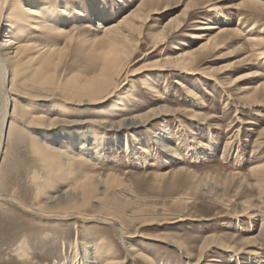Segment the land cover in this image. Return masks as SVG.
Returning a JSON list of instances; mask_svg holds the SVG:
<instances>
[{"label":"rangeland","instance_id":"1","mask_svg":"<svg viewBox=\"0 0 264 264\" xmlns=\"http://www.w3.org/2000/svg\"><path fill=\"white\" fill-rule=\"evenodd\" d=\"M143 1L58 0V7H66L78 20L76 22L74 19L69 23L70 33L76 34L79 40L86 41L84 43H90L96 35L102 34L95 28L97 22L114 23ZM169 1L166 3L161 0L158 13L151 15L142 33H137V38L140 34L141 48L132 62L133 68H142V65L159 58L161 49L166 54L176 55L199 48L206 43L211 32H217L206 29L205 26L208 25L217 24L227 29L230 32L229 37L221 48L208 49L198 54L195 67L199 73L180 76L178 71H166L162 79L152 82L155 80L154 73L142 76L144 73L140 72L132 76V83L125 85L122 90L131 88L132 91L124 97L121 94L120 99L115 98L112 106L120 108L115 110L114 116L117 117L146 114L157 104L178 109L179 112L157 116L148 127L139 126L134 130H122L121 133L115 131L119 130L117 128L97 127L89 122L107 116L104 113L97 117L102 112L99 109L101 106H109L102 105L103 103L70 104L67 105L69 111L65 115L57 110L49 115L51 118L67 117L72 123L57 129L70 128L64 130L70 134L82 131L81 137L71 144V151L84 147L83 151L86 153L83 152L82 160L93 162L88 165L94 167L86 170L88 174H97L103 178L118 175L126 196L147 206H164L184 217L182 221H178L179 214L167 220L160 216L154 219L156 223L143 226L138 223L136 226L142 235L164 237V234H170L186 244L196 255L203 253L202 258L195 263L188 262L177 245L149 239L144 235L128 239L125 237L126 233L122 234L114 223L96 219L91 221L81 216L60 218L33 212L32 207L37 199L33 182L34 171L41 175H44V171L36 160L35 150L31 145L34 129L25 125L20 118L24 103L21 105L22 99L14 97L13 101L8 102V112H14L15 116L8 120L4 127L6 135L0 139V264H97L93 263V256L99 249L105 252L111 250L117 260L121 261L120 264H150L149 261L157 264H264V240L257 238L262 225L261 217H237L233 208H225L214 197L204 196L196 187V176H209L217 181L220 186L218 191L224 199L253 198L255 203H260L257 199L255 178L249 170L255 164L264 163V91L257 89L256 92L243 95L239 93L238 86H231L228 81L249 71L258 70L264 73V62L256 58L252 60L253 63L243 60L247 54L253 52L251 44L246 41L247 35H256L262 30L264 32V10H259L248 2L244 3V0ZM47 2L54 6L57 0ZM188 3V15L181 17V24L174 29L160 50L152 51L151 36L154 31L157 33L167 21L182 14ZM5 4L6 0H0V32H3L0 41L6 35L2 28L9 8ZM234 29H238L244 38L237 35ZM249 29L251 30L248 31ZM38 35V32L32 33L28 39L43 45L48 43L50 37L54 39L53 36ZM200 35L202 37H197ZM62 39L60 44L63 45L66 41ZM79 40L68 44L69 50L67 49L62 63V74H69L73 63H77L80 68L85 64L82 57L77 55L79 48L83 47ZM84 48L87 49L85 46ZM147 80L157 87L161 100L143 86ZM179 80L184 81L194 94H190L187 88H181L178 85ZM246 80L250 82L249 85L254 86L264 82V76ZM10 84L11 82H7V87ZM249 95L252 97H246ZM6 98L0 71V119L6 110ZM256 98L263 101L254 102ZM52 103L53 109L56 108V102ZM25 104L30 108L33 102ZM111 110L106 109V112ZM37 111L40 112L39 109ZM190 111L202 112L206 118L190 119ZM75 119L79 121H74ZM99 133H103V137ZM163 133L174 149L178 150L181 159L169 160V155L158 148L154 137ZM133 135L137 140L133 139ZM194 136L197 137L199 151L205 156V160L201 162L192 160L199 155V151L195 153L189 148V142ZM124 138L131 145L128 149ZM227 141L231 145L223 156ZM145 146L151 149L150 154L143 152ZM80 170L82 168L77 166L76 171ZM41 178L44 180L45 177ZM183 194L187 196L186 203L174 204L172 199ZM98 195L104 196L101 192ZM107 195L110 197L112 192ZM83 210L87 213L94 212L91 205ZM212 234L221 235L227 243L238 246L236 249H244L237 252L233 259L229 256L233 252H226L217 245L201 251L203 239ZM250 239L256 241L258 258L254 256L253 259L247 253L245 243ZM127 242L144 253L148 260L130 251ZM24 246L25 253L30 258L28 261L20 260L19 257ZM74 255H78L79 262H75Z\"/></svg>","mask_w":264,"mask_h":264},{"label":"bare ground","instance_id":"2","mask_svg":"<svg viewBox=\"0 0 264 264\" xmlns=\"http://www.w3.org/2000/svg\"><path fill=\"white\" fill-rule=\"evenodd\" d=\"M163 1L166 3L170 2L169 0ZM160 2L161 0H144L137 8L114 23L97 22L95 28L97 31H101L102 34L96 35L90 40V43H84L86 41L79 40L76 38V34L70 33L68 25L74 21V14L70 13L66 7H58V0L54 6L50 5L47 0H6L5 5H7L9 11L5 14L2 28L6 35L0 41V71L3 76V85L8 101L7 105H5L6 110L3 111L0 119V139H2L3 135H6L4 127H6L8 120L15 116L14 112H8V104L15 99L14 97L21 98V105L23 103L24 105L21 109L20 118L25 125L34 129V133L31 136V145L35 150L36 160L39 161L44 171V175L34 171L33 182L37 199L35 205L32 207L33 212L37 214H49L60 218L81 216L87 220L91 219V221L96 219L110 224L114 223L122 234L126 233L125 237L128 239L135 236H145L149 239L175 244L180 248L183 256L188 259V262L195 263V261H200L203 253L196 255L189 250L186 244L173 238L170 234H164V237H159L160 235L146 236L145 234L143 236L139 227L136 226L138 223L141 226L153 223L155 222L154 219L160 216L167 220L176 214L180 216H177V220L182 221L184 219V217H181L182 214L178 212L174 213L164 206H147V204H141L132 197L126 196L124 194L126 191L122 187L123 183L118 179L120 177L118 175L117 177L110 175L107 178H103L97 174H88L86 170L93 167L88 165V163L92 164L93 162L87 159H85L86 162L84 159L82 160L84 147H81V150L78 151H71L73 148L71 144H73L74 140H78L81 137L82 131H74L70 134L64 131L70 130V128L57 129L62 125H72V123L69 122L67 117L60 118L59 116H55L51 118L49 115V113L56 110L61 115H65L69 111L67 110V105L70 104L96 105L103 103L102 105L109 106L105 108L100 105L99 109H102V112L97 117H100L104 113L107 116L89 120V122L91 125L97 127L117 128L119 130L115 131L121 133L122 130H134L139 126L148 127L157 116L179 112L178 109L157 104L146 114L117 117L114 116L116 114L115 110L120 108L116 107V105L112 106L115 98L120 99L122 97L121 94L124 97L132 91L131 88H127L125 91L122 90L125 85L131 82V77L140 72L144 73L142 76L154 73L155 80L152 82L162 79V75L166 71H178L177 74L180 76L189 73H199L195 67L198 54L208 49L216 50L221 48L229 37L230 32L227 29L217 24L208 25L205 26L206 29L217 32H211L206 43L199 46V48L176 55L166 54L161 49L158 54L159 58H156L149 64L142 65V68H133L132 62L141 48L140 34H138L137 38V33H142V29L147 25L146 23H148L151 15L158 13L161 7ZM245 2L252 4L259 10H264V2L262 0H244ZM164 7L166 8V5ZM188 8L189 3L181 12L182 14L167 21L157 30V33L155 31L154 33L152 32V51L160 50L174 29L176 30L181 24V17L188 15ZM80 15H83V13H80ZM75 21L77 22L78 20L75 19ZM36 32L39 33L38 36H53L54 39L50 37L48 43L44 45L38 43V41L28 39L29 35ZM234 32L243 37V34L238 29H234ZM2 33L0 32V35ZM258 33H255L256 35H247L246 41L251 44L253 50L252 53L247 54L243 58V60H247V63H253L252 60L255 58L264 62V35L262 34L264 32L262 30ZM61 38L66 41L63 45L60 44ZM78 40L83 42H81L82 45L79 44L83 47L79 48L77 55L82 57L85 64L80 68L77 63H73L70 73L62 74V63L69 48L68 44ZM261 76H264V73L254 70L231 78L228 82L231 86H238L239 93L244 95V93L256 92L257 89L264 91V82L254 86L249 85L250 82H246V79ZM7 82H11L8 87L6 85ZM178 85L181 88H187L190 94L193 93V90L188 88L184 81L179 80ZM130 86L133 87L132 84ZM143 86L155 97H159L158 100H161L160 92L156 86L152 85L148 80L144 81ZM246 97L251 98L252 95ZM256 101L263 100H257L256 98L254 102ZM25 102H33V104L30 108H27ZM52 102H56L55 105H57L54 109ZM38 109L40 112L37 111ZM106 109L112 110L106 112ZM189 114L191 115L190 119L206 118L202 112L190 111ZM74 121L79 120L75 119ZM82 121L85 122L86 120ZM94 135H96L95 132ZM99 135L103 137V133H99ZM65 138H69V140ZM133 139L137 140L134 135ZM154 140L158 148L169 155V160L181 159L182 156H180L178 150L174 149L169 140L166 139L164 133L155 135ZM196 140L197 137L194 136L189 142V148L195 153L199 151V145L196 143ZM124 142L128 149L130 144L125 138ZM230 145V141L225 143L223 156H225ZM192 147H195L197 150H194ZM143 152L146 155L150 154L151 149L145 146L143 147ZM198 154L195 159H192L193 161L201 162L205 160V156L200 151ZM77 166L81 167L82 170L76 171ZM249 172L255 178V187L258 191L257 199L260 200L259 204L255 203V199L253 198L224 199L223 195L218 191L220 186L213 177L198 178L196 176V187L200 189L204 196L214 197V200L225 208H233L237 217L248 216L249 218H255L256 216H260L262 225L258 231L257 238L264 240V163L251 166ZM156 175L160 176L163 174ZM41 177H45L44 180H41L43 179ZM110 191L112 195L109 197L107 193ZM99 192L104 196L98 195ZM44 197L46 199H43ZM186 198L187 196L183 194L174 197L172 201L176 205H183V203H186ZM89 205L94 208V212H83V209ZM254 239L256 240V238ZM254 239L247 240L245 243L246 248H248L247 253L252 255L253 259L258 253L255 249L257 245ZM128 244L130 245V248H128L130 251L148 260L144 253L139 249H135L130 242ZM214 245L221 247L226 252H233V254L229 255L232 259L236 257L235 254L237 252H241L244 249V247L236 249L238 246L227 243L222 239L221 235L215 234L206 236L200 249L204 252ZM25 249V246L21 249L19 257L20 260L28 261L30 258L25 253ZM99 250L93 256V260L95 261L93 263H121L111 253V250L106 252ZM77 257L78 255L73 256L75 262L80 261L79 257ZM149 263L157 264V262L153 261L152 263L149 261Z\"/></svg>","mask_w":264,"mask_h":264}]
</instances>
